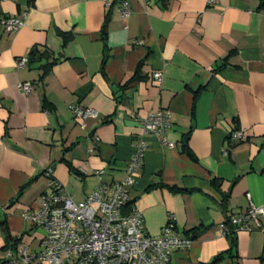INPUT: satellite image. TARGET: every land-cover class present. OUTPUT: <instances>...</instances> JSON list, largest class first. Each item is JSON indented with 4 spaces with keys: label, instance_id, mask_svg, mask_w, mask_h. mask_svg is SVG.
<instances>
[{
    "label": "crops",
    "instance_id": "obj_1",
    "mask_svg": "<svg viewBox=\"0 0 264 264\" xmlns=\"http://www.w3.org/2000/svg\"><path fill=\"white\" fill-rule=\"evenodd\" d=\"M261 4L0 0V222L20 245L40 248L43 233L24 215L49 192L47 171L76 201L97 188V171H104V184L123 180L145 119L161 111L171 114L172 125L161 136H145L143 167L126 212L138 210L152 237L170 215L178 236L198 229L172 264H210L230 251L232 237L221 226L249 207L248 195L255 206L264 205ZM23 14L25 25L7 32L3 21ZM34 48L58 59L43 81L41 64L17 67ZM157 72L162 82L154 80ZM137 73L141 79L131 82ZM22 83L33 91L24 94ZM75 105L95 109L98 117L76 120ZM235 131L247 138L228 150ZM186 136L194 160L183 152ZM261 223L260 230L235 233L237 259L221 264H264ZM7 251L0 229V261Z\"/></svg>",
    "mask_w": 264,
    "mask_h": 264
},
{
    "label": "built area",
    "instance_id": "obj_2",
    "mask_svg": "<svg viewBox=\"0 0 264 264\" xmlns=\"http://www.w3.org/2000/svg\"><path fill=\"white\" fill-rule=\"evenodd\" d=\"M216 1L208 0V6L213 7ZM123 16H129L126 5ZM26 18L27 14H23L5 19L3 26L7 32H17L25 25ZM135 44L140 45V42ZM28 63V58H22L17 67L25 68ZM162 77L159 72L153 75L157 82H162ZM19 89L28 95L33 86L22 83ZM71 111L76 120L83 122L98 117L95 109L81 105L72 106ZM171 125L169 112L151 113L144 121L143 136L136 139L123 180L104 184V171H97L99 184L83 201H76L59 181L52 178V172L47 171L49 192L24 215L43 233L39 250L32 252L27 246L20 245L15 251L8 250L0 264H172L173 254L188 249L194 241L176 234L174 216L168 217L159 236L152 237L145 231L143 216L138 210L126 212L131 204L130 191L143 167L147 148L145 136H161ZM246 138L244 131L230 133L227 149ZM248 199L249 207L221 226L224 232H230L229 227L234 233L262 229L264 205L255 206L250 195Z\"/></svg>",
    "mask_w": 264,
    "mask_h": 264
},
{
    "label": "trees",
    "instance_id": "obj_3",
    "mask_svg": "<svg viewBox=\"0 0 264 264\" xmlns=\"http://www.w3.org/2000/svg\"><path fill=\"white\" fill-rule=\"evenodd\" d=\"M172 0H159V2L161 3L162 7L164 8H168L170 2ZM261 7H264V3L263 0ZM108 19H106V24H107ZM104 25V29H103V35H104V41H106V34H105V26ZM58 59L49 51L47 50H41L39 48H34L30 54H29V58H28V62L29 65H34V64H41L40 66V70L42 71V76L40 78L41 81H43L44 77L49 74L52 70V68L55 66V64L57 63ZM140 76L139 73L136 74V76L131 80V82L134 81H138L140 80ZM44 108L48 109L49 106H47V104L44 102ZM188 137L186 136L184 139V143H183V152L190 157L191 159L194 160V156L191 153L189 147H188ZM75 172V171H74ZM220 181L219 180H214L213 181V186L216 188L220 187ZM228 200H229V194L228 195H224L223 199H222V207L224 208V210L227 209V204H228ZM228 224V223H226ZM0 229L5 237L6 240V244H7V249L8 250H12L15 251L18 249V247L20 246L21 243V239L20 238H15L13 237L10 233L9 230L6 227L5 222H0ZM229 237H232V248L230 251L222 253L220 255H218L213 262H211L210 264H221L224 260H226L227 258H230L232 260L237 259V255H236V246H237V242H236V238H235V233L232 231V228L229 227ZM186 235L191 236L192 239H197V237L199 236V231L198 229L192 230L188 233H186Z\"/></svg>",
    "mask_w": 264,
    "mask_h": 264
}]
</instances>
